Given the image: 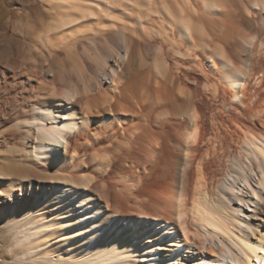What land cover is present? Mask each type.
Wrapping results in <instances>:
<instances>
[{"label": "bare ground", "instance_id": "obj_1", "mask_svg": "<svg viewBox=\"0 0 264 264\" xmlns=\"http://www.w3.org/2000/svg\"><path fill=\"white\" fill-rule=\"evenodd\" d=\"M75 1L48 0L49 10L54 11L52 13L54 14V17L52 15L53 28H50V33L42 38L43 45L52 47L57 42L72 40L77 35V31L80 30L82 33L83 28L84 30H94L96 27L90 26L92 23L100 24L101 29L105 30V22L101 20L98 12L102 15L110 14L109 12H112L110 9L120 0H116L115 4L113 0H103V2L95 0L96 9L92 7V5L94 6L92 0ZM128 1L130 2L128 4L124 3H127L126 0L120 1L119 6L127 8L126 12H128L130 20L111 22L115 26V29L114 27L111 29L114 30L118 48L121 47L125 51L126 57L123 59L120 51L113 48L118 57L125 60L122 62L123 67L120 68V71L110 67L108 78L111 79L113 93L107 95L102 92L103 89L100 87H98V92L92 93V88L87 83L81 91L77 88L68 91L66 93L67 100L55 99L54 103L50 105H43V103L38 108H34L36 111L32 123L37 124L41 141L32 145L33 139L31 142L25 139L24 143L31 150L38 148L49 154L50 149L63 140L65 155L68 156V153L76 148V144L67 138L72 132L69 107L66 112L60 115V119L56 113L59 111L58 108L64 109L63 106L69 104L71 100L72 102L77 101L86 104L87 109L94 106L112 113L114 118H119L123 123V130L130 134L126 143L129 145L138 144L139 151L145 160L144 172H147L148 169L150 172L159 170V156L163 154L160 155V153L162 150L164 152L173 139L169 137L170 130H173L175 126L177 129L175 127L174 131L181 127L178 135L179 130L173 134L176 135L175 139L179 135L183 137H180L183 139L182 157L184 158L182 159L184 160L181 178L179 176V186L174 190L172 187L170 193L167 191L169 195L166 197L165 194L166 198L154 200L158 207L154 209L155 212L152 211L153 213L147 210L146 212L140 210V212L136 208L129 212L119 211L115 203L111 202L113 205L110 206L111 200L109 201L106 194H100L102 192L100 190L99 193L94 192L96 190L92 185V178L78 176L69 169L65 172L68 173L67 175L63 172V179L62 176L61 179L55 177L57 181L59 180L56 184L44 181L37 183V191L34 194L31 191L33 181L23 183L26 187L20 188L18 195L6 194L0 189V225H4L9 236L12 237L11 249L17 251V254L20 252L17 257L14 256L16 257L15 264H264V228H260L258 237L252 239L251 236H253L252 233L255 234V228L253 229L252 221L249 219L252 216V211L257 210V213L258 211L264 213V77H257L258 84L256 85L251 83V79L256 74H264V70H261L262 67H258L264 62V36L262 38H258L257 35L255 37L246 36L240 45L235 46L237 52L244 53L247 50L246 44L250 45V53L254 52V54L247 56L244 61H241L244 57L238 58L239 61H237V58L235 60L229 53L232 57L230 59L226 49L223 54L219 55L218 60L222 67L220 79L223 84L228 86L233 99L236 100V102H232L233 105L229 100L226 103H230L228 105L235 107L232 109L236 110L228 112V119L230 120L231 115L233 121L231 122L234 123L233 129H230L233 133L231 131V134L229 133L234 138L233 147L235 150H232V141H228L232 138L225 136L227 134L222 130V127L225 128V126L221 125L224 122L218 123V118L215 123H212L214 126L210 123V127H214L213 133L211 131V134L203 132V121L205 120L202 121V116L204 111L180 110L172 105L169 108L171 112L166 109L163 111L165 114L162 118L155 120L156 118L153 117L151 121L150 114L154 113L155 115V112L158 111V108L156 111L154 108L159 104L162 105L164 101H169L171 98L169 95L175 94L174 72L170 66L155 62L152 67L146 65V70H142L138 77L135 76L137 70L132 66L134 37L126 30H131L133 26L136 27L137 23L144 30H149L146 31L147 33L150 34L152 31L158 34L170 46L173 43L177 47L178 44L174 43L177 39L188 46L189 43L196 40L194 38H196L197 30L193 19L188 14V10L190 11L189 0ZM261 1L264 4V0ZM86 2H90L92 5ZM213 3L212 7H217L215 0ZM70 12H73L72 15ZM134 13H136V17L133 18L131 16ZM93 34L96 33L93 32ZM238 35L240 34L238 33ZM177 49L180 48L177 47ZM177 49L175 50L181 54V58L184 60L185 53ZM139 56L141 55L139 54ZM257 57H262L263 61H260L262 59L258 60ZM139 62V69L143 68L144 61ZM103 69V74L107 76L105 68ZM141 80L143 84H140ZM138 89L141 90L140 98L137 96ZM223 92L226 93V90L224 89ZM126 97L132 101V105L126 101ZM183 99L184 102L187 100ZM224 100L226 101L227 98L225 97L222 101ZM222 109L224 111V108ZM129 115L133 118H130ZM175 116H179L180 121ZM215 118L211 121L216 120ZM134 119L137 121L134 122ZM46 120H49L50 124ZM86 128L88 129V127ZM86 128H80L78 134L82 136L88 133ZM222 134L226 138H230L227 139L229 144L224 138L223 142ZM180 142L182 143V141ZM202 143H205V147L199 154L198 148ZM22 148L18 151H21ZM22 156L24 157V154ZM99 158L104 159L105 157L100 156ZM215 160L224 163L225 177H223L224 175L220 176L224 171L220 175L210 172L212 169L209 167V163ZM73 163L74 161L70 167H73ZM194 164L197 167L198 187L189 193L186 186V176L188 175L186 171ZM166 165V168H169L168 164ZM245 166L249 167L250 173L248 169H245L247 168ZM60 171L62 172L61 169ZM3 175L8 176L7 181L11 183V175L4 172ZM256 176H258L257 180H255ZM229 177L230 182L228 179L229 183H227L225 179ZM238 181L240 184H237ZM78 183H83L82 187L78 186ZM255 183H258V186ZM235 184L238 186L235 187ZM235 188L238 189V192L235 191ZM177 194L183 195L184 199L176 200ZM231 195L243 205L238 203L233 206ZM250 203L255 205L252 207L253 210L246 208L247 206L251 207ZM245 205L247 206L244 207ZM250 210H252L251 213L248 212ZM254 215L258 216L256 212Z\"/></svg>", "mask_w": 264, "mask_h": 264}, {"label": "rangeland", "instance_id": "obj_2", "mask_svg": "<svg viewBox=\"0 0 264 264\" xmlns=\"http://www.w3.org/2000/svg\"><path fill=\"white\" fill-rule=\"evenodd\" d=\"M72 1L74 2V0ZM94 1H91L94 6L90 2L86 3L96 9L97 3L95 2L97 0ZM113 1L115 4L116 0ZM120 1L122 2L123 0ZM120 1L119 3H121ZM126 1L127 3L124 2L125 4L130 3L128 0ZM138 1L143 2V0ZM189 2L190 11L188 10V14L193 19L195 29L197 30L196 38H194L196 40L189 43V46L178 39L174 43L176 42L179 45L177 47L180 49H177L176 44L173 43L170 46L158 34L152 31H150V34L149 32L147 33L146 31L149 30H144L138 23L131 30H126L127 33H130L134 37L132 42L134 50L132 66L137 70L135 71V76L139 77L142 70H146V65L152 67L155 62L170 66L174 72L175 94L169 95L171 97L169 101L166 99L167 102L164 101L162 105L159 104L155 107L156 109L154 108V111L157 108L158 111L155 112V115L152 113L153 116L150 114L151 121L153 117L156 118L155 120L162 118L163 114H165L163 111L166 109L169 111V108L174 105L173 107L180 110L204 111V115L202 113V121L203 119L205 121L202 123L205 134L213 133L212 129L214 127L212 128L210 125L215 123L218 118V123L220 121L224 122L221 124L226 128L224 130L225 128L222 127L224 133L227 134L224 135L230 136L229 133L233 129L234 123H232L231 115L230 120L228 119V112L236 110L232 109L235 107H231L228 104L231 103L233 105L234 103L232 102H236V100L233 99L232 92H230L228 86L223 84L220 79L222 67L218 60L219 55L223 54L226 49L225 51H228L229 57L232 56L235 60L237 58V61H239L238 58L244 57L241 59V61H244L247 56L254 54V52L250 53V45L246 44L247 50L244 53L237 52L235 46L240 45L243 42L242 39L246 36L255 37L257 35L258 38L264 36V4L261 0H215L217 7L213 8V0H189ZM119 3L115 4L111 8L112 10L110 9L112 11L109 12L110 14L102 15L97 11L101 20L105 22V30L101 29L100 24L92 23L90 26L96 27L94 30L85 29V31L83 28V30L81 29L82 33L80 30L77 31V35L72 40L62 43L57 42L54 46L47 47L43 45L42 38L50 33V28H53L52 18L54 17V14H52L54 11L49 10L48 0H0V176H3V178H0V189L4 193L18 195L19 189L26 187L23 183L33 181L31 191L34 194L37 191V183L44 181L45 183L56 184L59 181L57 179L63 175V172L67 175L68 173L65 172L69 169L78 176L82 175L83 177L92 178V185L94 190H96L94 192L99 193L100 190L102 191L100 194H106L109 201L111 200L110 206L113 205L111 202L115 203L119 211L123 212L126 210L125 212H129L136 208L137 211L139 209L142 212H146L147 210L153 213L152 211L158 207L156 206V199L166 198L169 195L167 191L170 193L172 187L174 190L179 186V176L181 178L184 160L182 159L184 158L182 157L183 139H181L183 137L182 135L177 136L181 137V143L179 138L176 137L175 139L176 135L173 134H176L179 130L177 132L178 135L181 127H178L176 131H174L177 129L176 126V128L174 127L175 129L170 130L169 137L173 139L168 144L169 146L164 149L165 153L163 150L161 151L160 155L163 154L159 156V170H154L155 173L151 169L150 172L148 171L149 169L147 172H144V156L139 151L138 144L132 143L129 145V143H126L130 134L123 130V123L120 122L119 118H114L112 113L97 109L94 106L87 109L86 104L77 101L72 102L71 100L69 104L63 106L64 109L58 108L59 111L56 113L58 119H60V115L66 112L67 107H69L68 113L71 119L70 127L72 132L67 138L76 144V148L71 150L68 156L65 155L66 150L63 140L56 143L55 147L50 149L51 152L49 154L38 148L36 150L32 148L31 150L24 143L25 139L28 142H31L33 139L32 145L38 143L40 140L37 124L35 122L34 124L32 123L36 111L34 108H38L43 103V105H50L54 103L55 99L67 100L66 93L68 91H73V88L81 91L82 87L87 83L92 88V93L98 92V87L103 89L102 92L107 95L113 93L114 89L111 79L108 78L110 67H113L116 71H120V68L123 67L122 62L125 61L118 57L115 50L120 51L123 59H126V57L125 51L121 47L118 48L119 45L117 40H115L114 30L111 29L113 27L115 29V26L111 22H121L120 20H125L126 22V20H130V16L126 12L127 8L119 6ZM209 5L210 7H208ZM72 13L70 12V15ZM135 15L136 13L131 17L134 18L136 17ZM104 16L108 20L104 19ZM93 32L96 34L94 35ZM107 48L109 50H106ZM174 48L185 53L184 60H182L181 54H178L179 52ZM110 49L113 50L111 51ZM140 58H145L146 60H140ZM257 58L258 60L262 59V57ZM139 61L141 63L144 61L145 66L143 68L139 69ZM260 61H263V59ZM214 62L215 64H212ZM119 65L120 67L118 68ZM258 67H262L261 70H264V62ZM103 68H105L107 76L103 74ZM262 75L261 73L256 74L251 79V83L254 85L258 84L257 77H264ZM140 84H143L142 80ZM239 88L238 90H240ZM222 89L226 90V93L223 92L224 96ZM138 91L137 96L140 98L141 90L138 89ZM225 97L227 100L222 101ZM183 98L187 100L184 102ZM228 100L230 103L226 104ZM126 101H129L128 97H126ZM129 102L132 105V101L130 100ZM222 108H224V111ZM212 113L213 115L211 116ZM130 115L129 117L133 118ZM175 117L180 121L179 116ZM214 118L216 120L211 121ZM138 120L140 121V119ZM48 121L46 120V122ZM136 121L134 119V122ZM48 123L50 124V121ZM80 128H86L87 135L81 136L78 134ZM208 128L211 129L209 130ZM225 136L222 134V140L224 138L227 141L229 137L226 138ZM233 139L228 140L232 141L231 147L234 146ZM228 141L227 144H229ZM176 142L177 144H175ZM204 147L205 143L199 146V154L203 152ZM20 148L22 150L18 151ZM231 149L233 150L234 147ZM23 154L24 157L22 156ZM98 156H104L106 159H100ZM73 161L74 165L70 167ZM211 162L213 164H210ZM211 162L209 163L210 166L208 165L212 169V171L209 169L210 172L220 175L224 171L220 176L224 175L223 177H225L226 167L224 163H219L217 160ZM166 164H168L169 168H166ZM195 165H192L186 171L188 173V175L186 173V186L189 193H192L198 187L197 167ZM245 167H247L245 169H248L249 172V167ZM60 169L62 172H59ZM3 172L11 175V183L7 181L8 176H4ZM161 173L165 174L162 175ZM63 176L61 177L62 179ZM55 177L58 178L56 179ZM257 179L258 176L255 177V180ZM227 180L230 182V177L225 179L229 183ZM62 181L64 182L65 180ZM237 184H240L239 181ZM237 184H235V187L238 186ZM82 185L83 183H78V186L82 187ZM255 185L258 186V183H255ZM235 191L238 192V189L235 188ZM230 197L233 198L231 201L233 206L238 205V203L243 205L240 201L236 200V197H232V195ZM255 198L257 199V197ZM175 199L183 200L184 196L177 194ZM250 205L251 207L247 205L244 207L247 206V209L255 207L253 203H250ZM252 210L248 212L251 213ZM255 212L259 217L253 216ZM255 212L252 211V216L249 218L252 221L253 229L255 228V234L252 233L253 236H251L252 239H256L260 233V228H264V213H259V211L257 213V210ZM9 235L7 228L4 225H0V264H15V258L20 254V252L17 254V251L11 249L13 240Z\"/></svg>", "mask_w": 264, "mask_h": 264}]
</instances>
